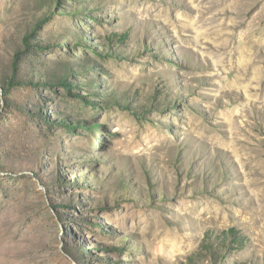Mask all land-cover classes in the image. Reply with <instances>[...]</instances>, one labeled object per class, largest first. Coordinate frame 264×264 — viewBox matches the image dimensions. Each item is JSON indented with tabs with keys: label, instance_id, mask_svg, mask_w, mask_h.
Segmentation results:
<instances>
[{
	"label": "rangeland",
	"instance_id": "1",
	"mask_svg": "<svg viewBox=\"0 0 264 264\" xmlns=\"http://www.w3.org/2000/svg\"><path fill=\"white\" fill-rule=\"evenodd\" d=\"M0 264H264V0H0Z\"/></svg>",
	"mask_w": 264,
	"mask_h": 264
}]
</instances>
